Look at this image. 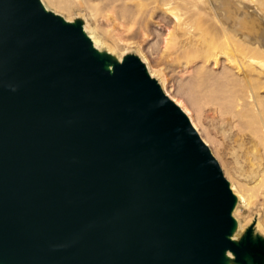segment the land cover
<instances>
[{
  "label": "water",
  "instance_id": "obj_1",
  "mask_svg": "<svg viewBox=\"0 0 264 264\" xmlns=\"http://www.w3.org/2000/svg\"><path fill=\"white\" fill-rule=\"evenodd\" d=\"M235 203L135 56L0 0V264H264L251 227L229 239Z\"/></svg>",
  "mask_w": 264,
  "mask_h": 264
},
{
  "label": "rangeland",
  "instance_id": "obj_2",
  "mask_svg": "<svg viewBox=\"0 0 264 264\" xmlns=\"http://www.w3.org/2000/svg\"><path fill=\"white\" fill-rule=\"evenodd\" d=\"M231 1L241 6V0ZM39 2L65 22L78 21L104 53L111 51L120 61L125 55H133L149 72L150 69L159 72V82H155L159 86L164 84L169 98L180 101L193 114L197 128L193 127L222 176L231 186L239 188L243 200L236 199L231 211L236 223L231 237L236 241L251 227L253 235L264 241V189L258 184L264 167V88L255 91L262 103L252 107L246 98L248 77L236 74L234 69L238 64L247 67L246 58L250 55L220 31L216 20L221 15L215 2ZM165 4L173 8V15L164 12ZM245 4L255 15L257 8L264 11V0H246ZM256 57L260 62L263 60Z\"/></svg>",
  "mask_w": 264,
  "mask_h": 264
},
{
  "label": "bare ground",
  "instance_id": "obj_3",
  "mask_svg": "<svg viewBox=\"0 0 264 264\" xmlns=\"http://www.w3.org/2000/svg\"><path fill=\"white\" fill-rule=\"evenodd\" d=\"M207 1H209V0H207ZM213 1L215 2V5H216V7H217V9L221 15L219 17V19H217V18H216L217 20L215 19L217 21L216 24H218L217 26L219 27V29L222 32V34L224 35V37L227 38L228 40H230L231 42H233L235 46H239V48L242 47V51L245 52L246 54L250 55V56H247V58H246L247 59V67H242L241 65L238 64L234 67V69L236 70V74L242 73L246 77H248V78H246V79H248V81H247L248 82L247 83L248 84V91L246 92V98L251 102L252 107H257V104L262 103V101H261V98L257 97L255 91H257L258 89L264 88V11H262L261 9H258L256 6L257 15H255L256 13L254 14L253 11H251V9H249L250 6H249V8L247 7L251 3H249L248 5L245 4L246 0L240 1L241 6L238 5L239 3L235 4L234 1H231V0L230 1L229 0H221V1H217V3L215 0H213ZM205 3H206V1H205ZM40 4L42 5V7L45 11H48V8L43 3H40ZM167 5L165 4L166 7L164 6L165 7L164 12L165 13L168 12L169 14L173 15V8L169 7V5L168 6ZM208 5H210V4H208ZM82 32L90 40L92 48L95 51H97L98 53H103V51L100 49V47L98 45V41L94 38L89 37V35H86L84 32V29H82ZM110 52L111 51H108V53H106V54H108L112 59L116 60L117 62H120V60H118L117 56L113 57V55ZM253 55L259 56L263 60L260 62V61H258V57L255 56L256 57L255 58ZM228 63H229V61H228ZM142 65L144 66V69H145L148 77L159 82L158 81V78L160 76L159 72L156 70H153V69H150V72H149L147 66L144 63H142ZM106 69L110 70L111 65H106ZM231 77H232V75H231ZM214 79H215V77H214ZM202 81L203 82L201 84L204 86L205 81L204 80H202ZM158 87H159L160 91L175 106H177L182 111V113L186 116L188 122L192 126V128L196 131L195 128H197V124H196L197 122H196V119H194L193 114L187 108H185L184 107L185 105L183 106V104L180 101H178V100L173 101L172 98L171 99L169 98L168 92L165 90L164 84L161 83L160 86L158 85ZM196 133H198V132L196 131ZM199 133H200V131H199ZM200 140L205 145V143L203 142V140L201 138H200ZM261 171H262V173H261ZM261 171H260L261 174L259 175L258 184L264 189V167H263V170H261ZM228 187H229L232 195L234 196L235 200L236 199L243 200L239 194V191H238L239 188L236 189L233 187V185L231 186L229 183H228ZM233 190L235 191L237 196L234 194ZM235 224L236 223L234 220V225ZM229 239L231 241H235L234 237L229 236ZM224 257L228 260V264H231V259L233 258L232 254L229 253L228 251H226L224 253Z\"/></svg>",
  "mask_w": 264,
  "mask_h": 264
}]
</instances>
